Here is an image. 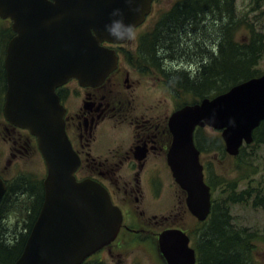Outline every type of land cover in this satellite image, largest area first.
Returning a JSON list of instances; mask_svg holds the SVG:
<instances>
[{"label": "water", "instance_id": "95a60500", "mask_svg": "<svg viewBox=\"0 0 264 264\" xmlns=\"http://www.w3.org/2000/svg\"><path fill=\"white\" fill-rule=\"evenodd\" d=\"M152 0H0V19L14 33L3 62L5 120L36 139L46 168L44 198L22 253L13 264H82L113 242L122 222L107 192L89 180L74 177L79 160L64 130L63 108L55 89L69 79L98 86L116 68L113 50L120 44L106 26L113 11H123L125 24L139 26ZM264 121V72L198 103L184 105L168 118L172 144L167 164L186 194L185 203L198 222L211 211V192L204 180L196 128L220 133L225 152L239 154L253 143V131ZM245 143V144H243ZM5 185L0 180V199ZM189 237L177 229L158 236L167 264H194Z\"/></svg>", "mask_w": 264, "mask_h": 264}, {"label": "flooded vegetation", "instance_id": "af4514ba", "mask_svg": "<svg viewBox=\"0 0 264 264\" xmlns=\"http://www.w3.org/2000/svg\"><path fill=\"white\" fill-rule=\"evenodd\" d=\"M224 1L221 0L218 4L223 11V16L219 19L222 22H233L238 30L243 18L234 9L235 0ZM156 2L157 0H152L150 13L135 29L137 34L134 39L126 40L122 44L106 42L101 44L113 50L117 57L116 68L101 84L88 86L82 85L77 79H69L55 90L64 110L63 121L67 139L79 160V165L74 172L76 181L89 180L100 185L107 192L112 205L121 212V227L115 240L98 253L109 252L115 243L119 244L118 242H122L127 235L132 236L138 230H141L143 234H149L152 231L148 227L138 229L137 226L148 225L150 220L146 219L147 215L163 216L167 210H169L168 213L170 212L168 216L159 219L160 230L152 232L157 242L159 234L169 229L180 230L190 239L187 229L173 224V208L177 207L178 203L183 202L185 211L192 216L185 203L186 194L176 183L173 182L174 185L172 182L166 183L168 174L171 175L167 158L173 139L168 128V118L181 107L174 108L166 116V120H163L161 114L154 110L156 101L151 99H162L161 94H165V97L169 99H175V91L184 90L178 86L187 85L186 83L190 81H185L191 79L178 71L172 73L169 80L162 72L164 69L162 59L157 55L166 54L167 57H171L173 51L170 47L165 48L161 42L163 35L161 28L163 26L165 28L170 20H167V23L162 21L159 24L158 22L154 27V23L149 25ZM251 2L253 3L252 13L255 16L257 14L264 16L262 10H257L264 8V0H251ZM231 12L234 13L233 16L229 15ZM252 34V32L245 33L247 38H252ZM188 36H191V33ZM137 40L140 43L138 47ZM135 55L136 57H133ZM164 62H166L165 59ZM144 73H148L149 77ZM198 74L199 72L196 75L193 74L192 78L195 80ZM123 82L126 83L125 91L120 88ZM172 82L179 90H175V87L171 85ZM136 88H139V92L142 90L141 94L136 92ZM3 103L4 99H1L0 144L8 146V159L5 161L4 170L7 171L10 168L14 171L9 178L0 174V180L6 188L0 200V225L5 221L9 203L12 200L16 201L19 195L17 193L21 190L19 186L22 187L21 195L24 194V188L28 190L24 184L14 187L19 177L15 174V169L20 165V160L29 157L30 153L33 154L37 149L36 139L27 130L20 129L5 120ZM198 130L199 128L196 132ZM197 149L200 160L205 152L198 147ZM2 157L3 150L0 148V162ZM42 180L40 182L41 200L37 197L38 204L36 208L34 207V212L33 208L31 209L28 223L23 225L20 219L19 222H15V228L18 229V224L21 223L22 229L31 230L43 203ZM168 182H170L169 179ZM164 184H172L173 189L165 188ZM162 201L165 203L162 204ZM144 220L148 221L143 223ZM141 241L142 239L139 240ZM189 246L193 247L191 239ZM94 258L95 256H91L88 260H96ZM164 263L167 264L165 259Z\"/></svg>", "mask_w": 264, "mask_h": 264}, {"label": "rangeland", "instance_id": "374dc122", "mask_svg": "<svg viewBox=\"0 0 264 264\" xmlns=\"http://www.w3.org/2000/svg\"><path fill=\"white\" fill-rule=\"evenodd\" d=\"M178 1L182 0H157L149 25L154 23V27L156 23L159 22L160 24L163 21L161 17L168 13V9L170 7L172 8ZM218 4L219 3L216 4L217 8L215 9L213 7L207 9L208 13L207 11H204L196 14L195 19H184L185 21L183 19L181 21L175 19L166 24L165 28L169 30L166 33H162L161 42L166 40L167 45L171 46L170 48L173 53L171 57H167L166 54L157 55V57L162 59L161 63L164 68L162 72L169 80L170 75L178 71L183 72L192 80L193 74L196 75L200 71L199 67L202 66V63L208 62L212 52L215 53V49L220 41L225 38L221 35V32L223 33L224 31L223 27L225 24L219 19L223 16V11ZM235 4L234 9L241 14L243 19L240 28H237L238 30H236V28L232 29L230 41H235L240 45L247 43L250 44L252 39L257 41L259 43L261 57L257 61L256 68L263 73L264 16L258 14L255 16L252 13L251 5H253V3L251 0H235ZM257 10H262L264 12V8H258ZM229 15L233 16L234 13L231 12ZM182 21H184L185 25H182ZM232 25L235 27L234 24ZM169 31L172 32L169 33ZM247 32H252L253 37L247 38V35H245ZM189 33H191V36H188ZM139 44V40H137V47ZM133 57H136V55ZM164 59L166 62H164ZM217 59H220V57L217 56ZM144 74L149 77L148 73ZM200 75H202L201 72H199V76L196 78L197 80L195 79V82L198 84L203 83V79ZM125 84L126 83L123 82L120 87L122 91L127 89ZM186 84L190 85V82ZM171 85L175 87L173 82ZM138 89L139 88H136V92L141 94L142 90L139 92ZM175 90L179 89L175 87ZM197 91L192 92L190 88L175 91V99H169V97H165V94H161L162 99H151L152 101H156V105L153 106L154 110L156 113L161 114L163 120H166V116H168L174 108L198 103L202 99L201 94L203 92ZM143 94L147 95L145 93ZM206 98L210 99L212 97L208 95ZM1 99H4L2 86H0V101ZM217 136H220V133L209 127H205V129L202 130V138L207 141L216 138ZM201 142L203 145V140H201ZM221 143L222 144L219 145V147H221L220 151L208 150L209 144L208 146L207 144H204L207 147V150L203 147L206 153L200 159L204 165V175L208 176V174H210V180L216 185L213 190L214 198L216 199L215 203H223L226 189L228 190L227 187L229 184L237 185L238 191H247V188L253 189V196L246 203L235 205L230 204L227 207L229 210L230 221L232 220L233 222V224H231L232 229L239 231V233L249 232L247 235H254V237H248V241H251L250 245L252 244V248L250 247L251 254H249L251 264H264V144L256 145L257 143H255L254 145L250 144L243 146L239 156H231L225 152L222 140ZM0 148L3 150V157L0 162V174H3L2 176L5 178H9L12 176L11 173H13L14 170L11 171L10 168L7 171L4 170L5 161L8 159V146L1 143ZM19 163L20 165L15 169V174H18L19 177L14 183V187L24 184L28 190L24 188V194L21 195L20 192L22 191V187L19 186L21 190L20 192H17L19 195L16 198V201L12 200L9 203L8 210L5 213V221L2 225L6 228L7 242L9 243H13L11 240L15 239L16 242L19 241L21 236L27 231L26 229L24 230L21 228V223L18 224V229L15 228V222H19L20 219H22L23 225L28 223L31 209L33 208L34 212V207L36 208L38 204L36 199L39 196H37V194L40 193V182L46 173L45 164L37 149H35L33 154L30 153L29 157L20 160ZM13 177H15L14 174ZM168 179L170 182H168ZM168 179H166V183L172 182L174 185L175 182L170 174H168ZM172 184H164V187L173 189ZM256 195L263 199L262 202L261 200L259 201V198H257ZM174 199L176 202V198ZM180 199H182V196ZM256 199L258 202L257 205L255 204ZM259 202L262 204L259 205ZM163 203H165V201H162V204ZM177 205V207L173 208V224L176 227L187 229L190 234L191 245L193 246L196 235L200 238L201 234L205 233L204 236H206V232L208 231L207 225L204 226L203 224L198 223L193 215L192 217L188 211L186 212L183 202L178 203ZM168 211L169 210L165 211L163 216L147 215L146 219L150 220L148 225H141L142 227L139 225L137 228L142 229L148 227L152 232L160 230L159 219L160 217L168 216L170 213H168ZM148 220H144L143 223H146ZM152 232H149V234H143L141 230H138L132 236L127 235L122 242H118L119 244L115 243L109 252L105 251L104 253H98L95 255L94 259L97 261L100 260V264H165L164 258L160 255L158 249L157 239L152 235ZM140 239H142L141 242H139ZM228 255L231 256V254ZM225 257L227 256L225 255Z\"/></svg>", "mask_w": 264, "mask_h": 264}, {"label": "trees", "instance_id": "16d2710c", "mask_svg": "<svg viewBox=\"0 0 264 264\" xmlns=\"http://www.w3.org/2000/svg\"><path fill=\"white\" fill-rule=\"evenodd\" d=\"M220 1L221 0H182L177 2L172 8H169L170 10L168 9V13L164 14L161 19L166 23L167 20L173 21L178 19L181 21L182 19H195L196 14L206 11L205 9H209L210 7L214 9L217 8L216 4ZM184 21H182V25H185ZM224 24V31L223 33L221 32V35L225 38L220 41L215 49V53H210L211 57L208 59V62L202 63V66L199 67L203 83L198 84L194 80L193 82L190 81V85H184L183 87L178 86V88H183L184 90L190 88L192 92H196L197 90H199L197 92L202 91L201 98L203 99L204 97H208V95L213 97L224 93L238 83L261 75L262 72L256 68L257 61L261 57L259 43L254 41V39H252L250 44L241 45L235 41H230L232 29H235L232 25L234 23L225 21ZM161 29L162 33L168 32V29L166 30L163 27ZM170 32L172 31H169V33ZM13 36L14 34L10 28V23L0 20V86H2V92H5L6 89L5 72L3 68L5 49L7 43ZM162 43L165 48L171 47L167 45L166 40H163ZM217 56H219L220 59H217ZM198 76L199 74L196 78H198ZM201 140H203V145L201 144ZM195 143L201 150H204L203 147L207 150L204 144H207V146L209 144L208 150L216 151H220L221 147H219V145L222 144L219 136L209 141L203 139L202 130L200 129L196 132ZM255 143H257L256 145L264 144V121L253 132L252 145ZM241 150L242 149H240L239 154ZM204 152L206 153L205 150ZM239 154L237 156H239ZM210 178V174H208L207 183L211 188V213L207 221L201 223L204 226L207 225L208 231L206 232V236H204L205 233L201 234L200 238L196 235L194 240L198 264H251L249 254H251L252 244L250 245L251 241H248V237H254V235H247L249 232L239 233V231L232 229L231 224H233V222L232 220L230 221L227 206L230 204L246 203L253 196V189L247 188V191H238L237 185L229 184L227 187L228 190L226 189L223 203H215L216 199L214 198L213 190L216 185ZM37 196L40 197L41 200V192L37 194ZM256 197L259 198L261 202L264 199H261L257 195ZM255 204H258L257 199L255 200ZM261 204L262 203L259 202V205ZM0 226V264H13L22 253L29 230L21 236L19 241L16 242L15 239L11 240L13 243H9L7 242L6 228L2 225ZM228 254H231V256ZM225 255L227 257H225ZM83 264H100V262L97 260H86Z\"/></svg>", "mask_w": 264, "mask_h": 264}, {"label": "clouds", "instance_id": "9594fccd", "mask_svg": "<svg viewBox=\"0 0 264 264\" xmlns=\"http://www.w3.org/2000/svg\"><path fill=\"white\" fill-rule=\"evenodd\" d=\"M131 4V0H126ZM114 17H120V19L113 20L110 25L106 26L107 34L113 37L116 41L132 40L135 38V25L125 24L123 21V11L116 9L113 11Z\"/></svg>", "mask_w": 264, "mask_h": 264}]
</instances>
